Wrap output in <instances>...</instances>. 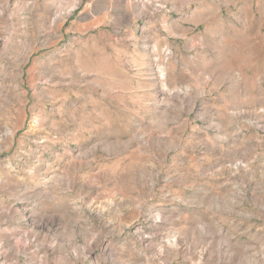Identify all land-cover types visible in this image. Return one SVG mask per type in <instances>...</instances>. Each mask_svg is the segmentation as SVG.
<instances>
[{"label": "rangeland", "instance_id": "374dc122", "mask_svg": "<svg viewBox=\"0 0 264 264\" xmlns=\"http://www.w3.org/2000/svg\"><path fill=\"white\" fill-rule=\"evenodd\" d=\"M0 264H264V0H0Z\"/></svg>", "mask_w": 264, "mask_h": 264}]
</instances>
